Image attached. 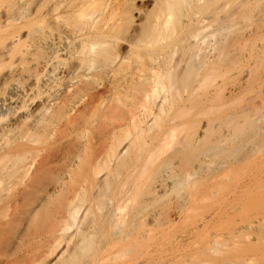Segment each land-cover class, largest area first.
Returning a JSON list of instances; mask_svg holds the SVG:
<instances>
[{"label":"bare ground","instance_id":"6f19581e","mask_svg":"<svg viewBox=\"0 0 264 264\" xmlns=\"http://www.w3.org/2000/svg\"><path fill=\"white\" fill-rule=\"evenodd\" d=\"M122 1L0 0V264H264V0Z\"/></svg>","mask_w":264,"mask_h":264},{"label":"rangeland","instance_id":"374dc122","mask_svg":"<svg viewBox=\"0 0 264 264\" xmlns=\"http://www.w3.org/2000/svg\"><path fill=\"white\" fill-rule=\"evenodd\" d=\"M123 4V8L125 9V2L124 0L121 2ZM155 6V0H138L135 3L133 17L135 19L136 24H140L141 22H144L146 18L151 14L153 11V8ZM127 47L125 46L121 50H119L122 54L126 53Z\"/></svg>","mask_w":264,"mask_h":264}]
</instances>
